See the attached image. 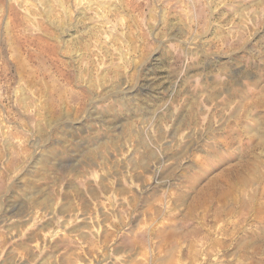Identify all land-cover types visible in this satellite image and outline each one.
Here are the masks:
<instances>
[{
  "label": "rangeland",
  "instance_id": "obj_1",
  "mask_svg": "<svg viewBox=\"0 0 264 264\" xmlns=\"http://www.w3.org/2000/svg\"><path fill=\"white\" fill-rule=\"evenodd\" d=\"M0 264H264V0H0Z\"/></svg>",
  "mask_w": 264,
  "mask_h": 264
}]
</instances>
